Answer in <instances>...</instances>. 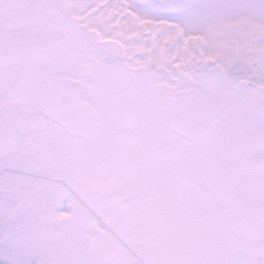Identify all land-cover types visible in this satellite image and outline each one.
Returning <instances> with one entry per match:
<instances>
[{
    "label": "snow or ice",
    "instance_id": "obj_1",
    "mask_svg": "<svg viewBox=\"0 0 264 264\" xmlns=\"http://www.w3.org/2000/svg\"><path fill=\"white\" fill-rule=\"evenodd\" d=\"M0 264H264V0H0Z\"/></svg>",
    "mask_w": 264,
    "mask_h": 264
}]
</instances>
